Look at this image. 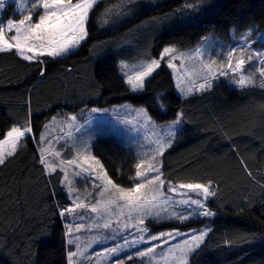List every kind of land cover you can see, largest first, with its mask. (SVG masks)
Wrapping results in <instances>:
<instances>
[{
    "label": "trees",
    "instance_id": "trees-1",
    "mask_svg": "<svg viewBox=\"0 0 264 264\" xmlns=\"http://www.w3.org/2000/svg\"><path fill=\"white\" fill-rule=\"evenodd\" d=\"M7 12L5 21L14 15L12 9ZM250 27L264 33V0H103L90 13L88 38L70 58L59 62L44 58L48 67L43 80L34 75L35 66L0 54V133L28 119L33 129L26 149L0 168V264H67L70 247L65 243V222L52 212L54 203L69 206L70 201L58 183L62 173L51 178L42 175L36 162L41 143L36 140L55 116L124 102L146 107L157 122L184 114L182 134L162 156L166 180L219 184L210 203L218 211L215 218L148 219L147 225L154 230L210 226L208 243L190 259L191 264H264L260 238L264 236V89L260 82L241 90L221 80L210 91L181 97L163 65L146 91L132 92L119 67L120 60L159 58L169 44L186 48L208 34L228 36L233 29L243 33ZM253 39H258L255 33ZM252 45L264 49V40ZM157 93L167 98L163 110L154 103ZM230 144L238 148L237 154ZM94 153L115 182L131 186L136 160L132 151L114 137L103 136ZM241 161L259 183L248 178ZM53 185L55 201L49 193ZM226 242L232 246H225Z\"/></svg>",
    "mask_w": 264,
    "mask_h": 264
},
{
    "label": "snow or ice",
    "instance_id": "snow-or-ice-1",
    "mask_svg": "<svg viewBox=\"0 0 264 264\" xmlns=\"http://www.w3.org/2000/svg\"><path fill=\"white\" fill-rule=\"evenodd\" d=\"M103 0H0V54H9L17 57L29 66H35L34 75L41 80L47 74L48 60L62 61L70 58L78 50L82 43L89 36L88 22L90 13ZM191 7V5H188ZM12 9L13 18L6 22L3 19L8 14L7 10ZM16 15L22 18L15 19ZM254 33L258 39H253ZM264 40V33L258 28L250 27L246 29L239 41L234 45L221 47L219 51L212 52L210 49L198 47L189 53H180L175 47H164L160 58L152 59L146 63L129 64L121 60L119 67L123 81L130 87L132 92L146 91L154 78V73L161 68L162 61L167 57L166 67L173 70L174 78L177 81L176 87L184 97L195 93H205L218 86L221 82L220 77L228 76L232 73L233 79L230 84L241 90L249 87H255L257 77L253 76L245 68L246 63L249 68L256 67L261 82L259 87L264 89V50L253 49L252 44ZM194 53V55H193ZM237 53L239 55L237 56ZM215 55L220 57L221 62L211 57ZM207 56V62L204 57ZM226 56V60H225ZM179 60L178 65L175 61ZM255 60V64L252 62ZM187 81L188 86H184ZM154 103L163 110L167 99L162 93H157L153 98ZM26 107H30V99L25 102ZM101 109L93 108L92 112H98ZM103 111H107L104 109ZM137 117H143L146 122H151V117L144 108L135 109ZM184 114L178 113L177 118L171 122L165 130L164 135L157 138L154 154L150 158L140 159L135 167L134 176L130 177L131 186L124 187L118 184L109 176L101 161L92 155L87 147L77 152L76 158L63 160L60 159L57 164L55 161L47 158L51 153L59 158V151H52L51 147L38 149L36 162L41 166L42 175L51 178L57 172L62 173L58 183L67 188V194L74 192L73 181L69 179L71 168H79L80 171H74L75 177H81L82 173L92 176L93 186L97 191L93 195L94 202L86 203L85 200L76 196L70 200L69 206H61L58 202L54 203L52 215L62 218L65 221V243L67 246L75 247V251L69 250L66 253L67 264H75L78 256L84 255L81 249V238L76 233L85 228L83 221L85 215L81 210L95 214L97 217L108 219L103 225H96L97 228L110 229L112 226V217L119 218L127 214L129 220L136 222L132 225L136 229L139 237H133L129 240L123 237V244H116L113 247H105L104 255L117 257L114 264H124L123 259H119L121 253L127 250L135 249L134 253L127 251V260H132L133 255L143 258L147 257L151 261L155 255V249L168 244L169 240L183 236L179 243L169 249L174 256V264H189L190 259H194L199 251L208 243V238L213 232L211 227H204L201 230H190L189 233H181L179 229H173L169 232H160L158 235L150 234V229L145 224V220L151 218L155 222L167 220H177L186 222L192 219L204 218L212 219L218 215L217 210L210 207L211 201L217 196L219 184L217 181L208 180L199 183H180L173 184L170 179H165L163 174L162 157L164 152L172 146L179 132ZM73 121L75 117L71 118ZM125 124H132V121L125 120ZM48 126L45 125V128ZM33 129L30 119L23 125L13 126L6 133H0L3 139H0V168H5L15 160L22 150L26 149V141L31 138ZM45 141V135L42 133L37 144ZM233 154L238 153V148L229 145ZM79 161V163H78ZM87 165V167H85ZM248 178L253 182L255 180L246 163L241 161ZM99 169V171H97ZM95 181H100L96 184ZM51 184V180H49ZM167 188L165 191V185ZM264 187V185H261ZM167 193L173 196H179L180 199H172ZM49 193L56 199L55 186L49 187ZM169 209H171L169 211ZM244 209L241 208V211ZM164 212L166 215L162 216ZM135 214V215H134ZM74 217L73 221H67V217ZM127 228V224H125ZM148 234V235H144ZM255 238V237H254ZM264 239V236L260 237ZM109 237H92L89 247L95 244L106 243ZM116 239L115 236L112 237ZM148 241H161L160 244H152L144 249L139 246ZM225 246L231 247L228 242ZM100 255V253H97Z\"/></svg>",
    "mask_w": 264,
    "mask_h": 264
},
{
    "label": "rangeland",
    "instance_id": "rangeland-1",
    "mask_svg": "<svg viewBox=\"0 0 264 264\" xmlns=\"http://www.w3.org/2000/svg\"><path fill=\"white\" fill-rule=\"evenodd\" d=\"M20 18H22V16L18 15L17 20ZM243 33H239L237 30L233 29L228 36L208 34L195 45L186 48H179L173 44H169L165 47H175L178 52L185 54L189 53L191 50L197 49L198 47H204L210 49L212 52H216L219 51L221 47L236 44V42L241 39ZM252 48L260 49L255 48L253 45ZM238 55L239 53H237V56ZM211 58L216 59L218 63L221 62L220 57L213 55ZM167 59V57L164 58V60L162 61V66H166ZM204 59L205 62H207V56H205ZM149 61L150 60H139L137 62H126H128L129 64H140ZM175 63L179 65L180 61L177 60L175 61ZM252 63L255 64V60ZM256 67H258V65ZM256 67L249 68V65L247 63L245 65V68L250 71L253 76L257 77L255 82H261L259 74L256 71ZM169 70L173 77L176 93L178 95H182L176 87L177 81L174 78L173 70ZM232 79L233 76L231 72H229L228 76L220 77V81L225 80L228 82ZM184 86H188L187 81L185 82ZM93 108L101 109V111L92 112ZM140 108H144L147 110V108L144 106L134 105L130 102H124L107 107L86 108L78 113H73L66 116H55L46 124L48 127L44 128L43 134L45 135V141L41 142V147H51V150L53 152L59 151L61 153V156L59 158L53 156L51 153H49L47 156L49 160L55 161L58 164L60 159L69 160L76 158L77 152L82 151L85 147H87L88 151L92 155H95L94 146L97 143L98 138L103 136H111L134 153L136 157V164L137 162H139L140 159L150 158L151 155L154 154L157 138L164 135L165 130L172 122H157L151 117L148 110L147 112L148 115L151 117V122H146L143 117H137L136 112L134 111L135 109ZM104 109H107V111H103ZM72 117H75L76 119L73 121L71 119ZM125 120L132 121L133 123L125 124ZM182 126L183 123H181L179 129H181ZM97 158L101 161L104 168L107 170V167L104 162L99 157ZM157 159L162 161V157H158ZM85 167H87V165H85ZM68 171L69 179L73 181L72 187L74 189L73 193L68 194L69 201L72 198L79 196L81 199L85 200L86 203L94 202V197L90 194H94L97 191V189L93 186L92 183V176H94L95 173H92L91 176H89L87 173H82L81 177H75L73 173L74 171H80L79 168L70 167ZM97 171H99V169H97ZM95 183L99 184L100 181H95ZM166 188L167 184L165 185V191ZM65 191L67 193V188H65ZM166 194L172 199L178 200L181 198L179 196H173L172 193L166 192ZM170 210L171 209H169V211ZM81 213L85 215V220L83 221L85 228L82 229L81 232L76 233V235L81 238V249L84 251L85 254L82 256H78L75 259V264H114V260L117 259V257L104 255L103 249L105 247H113L116 244H123V237H127L129 240H131L134 236L138 238L139 235H141L136 231L135 228L132 227V225L135 224L136 221L134 219L129 220L127 218V214L119 218V223L116 222L117 218L113 216V223L111 228L103 229L102 227L97 228L96 225L98 224L102 226L105 220L108 219L107 217H97L95 214L87 212L86 209L81 210ZM161 215L164 216L166 215V213L162 212ZM66 219L70 222L73 221L74 217L69 216ZM147 220L148 219L145 220L146 225ZM125 224H127V228H125ZM204 227L206 226L197 229L179 230L181 233H189L190 230H201ZM148 228L150 229V234L156 235H158L160 232H169L173 230H154L149 226ZM96 236H107L109 237V239L106 243H98L89 247L90 240L92 239V237ZM113 236L116 237L115 240L112 239ZM182 239H184V237L180 236L176 239L169 240V243L164 244L162 247H157L155 249V255L152 256L151 261H149L147 257L143 258L142 261L140 257H137L135 255H133L132 260L135 261V264H174V256L172 253H170L169 249L172 248V246H174L175 244L179 243ZM160 243L161 241L145 240V242L139 247L141 249H144L148 246H151L152 244ZM70 250L75 251L76 249L73 246L70 248ZM127 251H131L132 253H134L135 249ZM127 251L126 253H121V256L118 257L119 259H123L124 263L129 261L126 258ZM97 253H100V255H97ZM189 264H191V262H189Z\"/></svg>",
    "mask_w": 264,
    "mask_h": 264
},
{
    "label": "crops",
    "instance_id": "crops-1",
    "mask_svg": "<svg viewBox=\"0 0 264 264\" xmlns=\"http://www.w3.org/2000/svg\"><path fill=\"white\" fill-rule=\"evenodd\" d=\"M180 95V94H179ZM181 97H184V96H182V95H180Z\"/></svg>",
    "mask_w": 264,
    "mask_h": 264
}]
</instances>
